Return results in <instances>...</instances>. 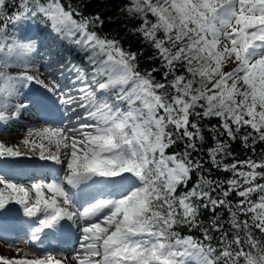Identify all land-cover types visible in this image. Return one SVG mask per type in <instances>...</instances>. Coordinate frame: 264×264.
<instances>
[{
	"label": "snow or ice",
	"instance_id": "1",
	"mask_svg": "<svg viewBox=\"0 0 264 264\" xmlns=\"http://www.w3.org/2000/svg\"><path fill=\"white\" fill-rule=\"evenodd\" d=\"M120 12L139 21L129 31L152 49L153 67L140 68L144 48L102 33L99 13L67 0H0V123L32 105V84L51 94L36 103L51 100L75 121L0 142V160L59 166L30 187L0 171V214L17 206L35 241L75 234L74 264H264V0H127ZM38 18L83 54L84 67H68L76 94L33 74L38 42L20 33ZM206 131L210 167L200 156ZM237 139L243 159L231 150ZM66 259L16 249L0 264Z\"/></svg>",
	"mask_w": 264,
	"mask_h": 264
},
{
	"label": "trees",
	"instance_id": "2",
	"mask_svg": "<svg viewBox=\"0 0 264 264\" xmlns=\"http://www.w3.org/2000/svg\"><path fill=\"white\" fill-rule=\"evenodd\" d=\"M67 2H70L76 7L80 8V11H82L85 15H94L99 13L101 18L104 19V25L103 28L100 29L102 33L110 34L112 36H115L116 38L120 39L125 46V48H131L133 51H137L141 48H144V55L140 58V68L146 69L153 67L156 63L155 61H148L147 57L151 55L152 49L146 47L145 45L141 44L140 39L136 36H133L130 34L129 29L137 26L139 21L137 20H129L126 19L124 15L121 14L120 9L122 6L127 3V0H67ZM111 18V19H109ZM157 79L160 78V74L157 73ZM205 124H216L218 123L217 120L213 119L211 121H205ZM206 140L204 142V152H201L200 156L202 159H205L206 166L210 167V164L207 162L206 158V149L211 146L212 140L211 135L206 131L205 132ZM180 145H177L175 149H170L169 151L173 150H179ZM260 148H264V144L258 145L257 151H259ZM233 153L235 154L236 158L243 159L246 155V150L242 146L239 139L235 141L232 144ZM227 162H231L229 159ZM228 173L222 172V171H216L213 170L211 173V176L213 179L215 178H226ZM196 180V176L193 175L192 181L194 182ZM186 187H191V183L188 184ZM216 213L220 218L223 220H227L228 213L224 208H218L216 210ZM212 218V213L209 212L206 209L201 210V219L205 222L210 220ZM184 232H187L186 229L183 230ZM198 235V233H197Z\"/></svg>",
	"mask_w": 264,
	"mask_h": 264
},
{
	"label": "rangeland",
	"instance_id": "3",
	"mask_svg": "<svg viewBox=\"0 0 264 264\" xmlns=\"http://www.w3.org/2000/svg\"><path fill=\"white\" fill-rule=\"evenodd\" d=\"M37 24H38V26H37ZM45 24H46L45 21L42 20V19L38 18L37 20H33L30 25L24 27L21 30L20 35L26 36L25 34H35L37 32V29L40 28V29H45L46 32H47L46 34H49L51 36H57ZM58 40H61V42H62V43L56 42V45H57L58 49L60 51H65V47L64 46H67L69 42L64 40V39H62L59 36H58ZM52 43H53V41H51V43H49V45H51ZM59 47H61V48H59ZM72 47H73V45L70 44V48H72ZM42 56H43V60H40V62H38V63H36L34 65V67L32 69L33 74H36L37 70H38V74L40 75V78L43 79L45 83H49V77H51L52 79H54L60 85L61 84H62V86L66 85L68 83V77L66 76V74L59 75V69H58L59 67H54L55 64H51V65L45 64L44 60H48V59H50V57L47 56V55H42ZM67 57L71 58V55H68ZM77 62L78 61H76V63L75 62H73V63L67 62L66 66L68 68L69 64L76 65ZM78 66L84 67L85 65L83 66L82 64H78ZM63 69H60V70H62L61 72H63ZM10 71L12 72V74L15 75V74H17L20 71V69H17L15 66H11L10 67ZM51 71H52V73H51ZM39 86L40 85H38V84H32L30 87H28V88H26L24 90V94H27L29 97H34V95L32 94V91L35 90V88L39 87ZM77 87H79V85H77ZM69 89H71V91H72L75 88H72L71 85H69L67 91ZM43 90H45V89L43 88ZM75 91H76V89L74 90V92ZM49 95H51V94H49ZM48 104L51 105V100H48ZM59 114L61 115V113H59ZM61 120H63V122H65V126L64 127H71V124L75 122L74 119H73L72 122L68 121L67 119L63 118L62 115H61ZM7 123H10V122H7ZM7 123H0V124L1 125H5ZM41 125L42 126H46V125H43V124L38 125L37 123H31V124H27V125H14V123H12L10 126H8L9 132L6 135L2 134V136H0V140H1L0 142H4V143L8 144L9 146H11V145H19V142L24 137L27 136L29 130H32V129H35V128H39V127H41ZM21 147H22V145H21ZM52 147H53V150H54V145ZM11 252L14 253L13 251H11ZM72 256H74V255H72Z\"/></svg>",
	"mask_w": 264,
	"mask_h": 264
},
{
	"label": "bare ground",
	"instance_id": "4",
	"mask_svg": "<svg viewBox=\"0 0 264 264\" xmlns=\"http://www.w3.org/2000/svg\"><path fill=\"white\" fill-rule=\"evenodd\" d=\"M46 241H44V243H45ZM57 248H58V246H56ZM9 247L7 246V247H5V250H8V251H10L9 249H8ZM59 248H61V247H59ZM27 255V257H28V254H26ZM3 256H5V257H13L12 255H10L9 253L8 254H6V255H3ZM55 257H58V256H55ZM28 258H31V257H28ZM67 259H66V261H65V264H74V261L72 260V258H70V257H66ZM65 258H63V260H64Z\"/></svg>",
	"mask_w": 264,
	"mask_h": 264
}]
</instances>
